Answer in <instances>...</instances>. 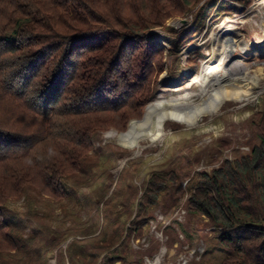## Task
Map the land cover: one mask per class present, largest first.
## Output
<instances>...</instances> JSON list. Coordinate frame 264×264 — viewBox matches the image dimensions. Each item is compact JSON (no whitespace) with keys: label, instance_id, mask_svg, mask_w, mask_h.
<instances>
[{"label":"rangeland","instance_id":"1","mask_svg":"<svg viewBox=\"0 0 264 264\" xmlns=\"http://www.w3.org/2000/svg\"><path fill=\"white\" fill-rule=\"evenodd\" d=\"M175 9L145 31L162 49L153 96L123 128L109 125L92 134L71 163L78 171L66 179L68 195L43 193V181L28 178L25 194L7 199L24 218L25 241L2 251L0 264L222 259L216 228L190 210L188 198L201 174L242 159L262 143L264 0H191ZM204 72L214 82L222 79V89L207 92ZM155 101L165 110L148 113ZM169 103L189 119L165 116L159 122L172 111ZM148 187L155 200L147 196L139 207Z\"/></svg>","mask_w":264,"mask_h":264},{"label":"trees","instance_id":"2","mask_svg":"<svg viewBox=\"0 0 264 264\" xmlns=\"http://www.w3.org/2000/svg\"><path fill=\"white\" fill-rule=\"evenodd\" d=\"M190 2L0 0V253L25 241L24 218L7 199L25 194L26 179L65 195L92 134L140 114L162 55L145 31ZM150 190L139 207L155 200ZM188 206L216 228L218 264H264V137L242 159L201 174Z\"/></svg>","mask_w":264,"mask_h":264},{"label":"bare ground","instance_id":"3","mask_svg":"<svg viewBox=\"0 0 264 264\" xmlns=\"http://www.w3.org/2000/svg\"><path fill=\"white\" fill-rule=\"evenodd\" d=\"M229 50H231L230 48H229ZM225 71V70H224ZM209 72V71H208ZM228 74V73H227ZM231 74V73H230ZM229 74V78L230 79H232L231 78V75ZM209 77V73H207V72H204V73H202V76H201V79H206V78H208ZM233 77V76H232ZM222 82H223V80L222 79H217V81H213V79L212 78H208V81L205 83V89L207 90V92L208 91H211V90H213V89H216V88H220V89H222L221 87H222ZM159 102V101H158ZM158 102H156L155 101V103L153 104V105H151L149 108H148V113L150 112L151 114L152 113H154L155 111H157V110H160V111H162V110H165V106H163L161 103H158ZM153 103V102H152ZM211 103V102H210ZM214 103V102H213ZM170 104V103H169ZM177 104V103H176ZM176 104L175 103H172V104H170V106L167 108V110L168 109H170V110H172L171 112H167V113H162L159 117H158V120H159V122H160V120H163L164 119V117L165 116H167V117H172L173 119H176V120H187V119H189L188 118V116L186 115V114H184L183 112H181L182 111V109L181 108H179V107H177L176 106ZM165 105V104H164ZM203 109V108H202ZM197 110V109H196ZM211 111V110H210ZM194 114H197L196 112H194ZM133 127V126H132ZM131 127V128H132ZM130 132H131V129L127 132V134H130ZM131 135V134H130ZM127 136V135H126Z\"/></svg>","mask_w":264,"mask_h":264}]
</instances>
